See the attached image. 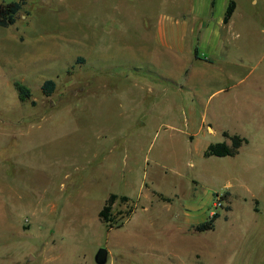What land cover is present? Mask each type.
<instances>
[{"label": "rangeland", "instance_id": "obj_1", "mask_svg": "<svg viewBox=\"0 0 264 264\" xmlns=\"http://www.w3.org/2000/svg\"><path fill=\"white\" fill-rule=\"evenodd\" d=\"M216 1L188 29L215 27ZM235 1L217 28L244 44L201 39L195 76L154 37L188 0H25L0 25V264H97L100 246L104 264H264V0ZM233 133L235 154H203ZM111 193L119 227L98 215Z\"/></svg>", "mask_w": 264, "mask_h": 264}, {"label": "crops", "instance_id": "obj_2", "mask_svg": "<svg viewBox=\"0 0 264 264\" xmlns=\"http://www.w3.org/2000/svg\"><path fill=\"white\" fill-rule=\"evenodd\" d=\"M171 1L175 2V0H171ZM188 2L190 4V9H189L190 16H187V14H178V16H174L170 14L168 15V17L172 19H168V21L166 20L165 17L161 18L156 24L154 37L157 41L156 43L161 46V50L165 53H169V54L172 53L174 55H179L180 53L184 51L191 52L190 62H189V65H190L189 72H187L186 65H183L182 67H183L184 73L187 72L195 76V74L198 72L208 71L206 67L207 65L201 64V63L196 64L199 60L206 62L205 60H203V58L199 56V51L197 50L198 49L197 46L198 44H200L201 39H203L201 43L209 44L211 46L210 50L213 49L215 52H221L223 47L227 48L229 46L231 47L238 46L236 48H239L240 46L244 44V42L243 40L236 41L235 39L228 37V36L224 38L223 32L217 28V27H223V26L226 27V25H229L231 23L232 14L229 17L228 21L224 22L223 16L221 15L222 12H219L217 16V21H216L217 25L215 27H208L206 30H203L200 24L199 28L196 30L191 29V28L188 29V21H187L188 18L192 17L191 18L192 21L194 22L197 21L198 20L197 11H200L204 15H208L210 6L213 5V8H214L216 6L217 1L214 0L213 4H211V0H188ZM228 2L229 0L224 5L225 6L224 12H225V8ZM234 2L236 6V1L234 0ZM208 18H211V17L208 16ZM237 34L238 33H235L236 37H237ZM188 35H191L193 39H191L189 42L186 43V39ZM202 51L203 53L206 52L203 49ZM210 63H211V66L221 68L217 65L216 66L212 65V62ZM239 66L240 64L236 62V67L235 65H231L227 69L228 77L231 79L232 78L235 79V81L231 82L227 87L229 89L228 93H233L234 97L240 96L238 93L240 91L243 92V89H244L243 83L244 81H246L244 80L245 76L239 75V70H238ZM240 86H242L243 88H239Z\"/></svg>", "mask_w": 264, "mask_h": 264}, {"label": "trees", "instance_id": "obj_3", "mask_svg": "<svg viewBox=\"0 0 264 264\" xmlns=\"http://www.w3.org/2000/svg\"><path fill=\"white\" fill-rule=\"evenodd\" d=\"M25 2V0H10L7 2H0V25H9L15 21V15L17 11L20 9L21 5ZM214 0H211V4H213ZM235 7L234 0H229L227 6L225 8V12L223 15V21L227 22L229 17L231 16L233 9ZM15 86L18 91V96L21 100H25L30 96V89L24 83L16 80ZM54 88V80L48 78L45 79L42 84V90L46 94H50ZM226 134V132H224ZM246 138L237 133H233L230 135V144L225 140L210 142L203 154L205 156L216 155V156H224V155H233L238 151L240 144L245 141ZM118 198L117 194L111 193L106 202L102 206V208L98 211V215L100 219L107 226H116L119 227L123 223L122 221H115L111 214L112 203L115 199ZM121 200H126L128 197L126 195H121L119 197ZM218 215V213H214L208 219L203 220L195 225V229L198 231H203L207 229H211L214 226V219Z\"/></svg>", "mask_w": 264, "mask_h": 264}, {"label": "water", "instance_id": "obj_4", "mask_svg": "<svg viewBox=\"0 0 264 264\" xmlns=\"http://www.w3.org/2000/svg\"><path fill=\"white\" fill-rule=\"evenodd\" d=\"M108 250L105 246H100L94 254V260L97 264H104L107 260Z\"/></svg>", "mask_w": 264, "mask_h": 264}, {"label": "built area", "instance_id": "obj_5", "mask_svg": "<svg viewBox=\"0 0 264 264\" xmlns=\"http://www.w3.org/2000/svg\"><path fill=\"white\" fill-rule=\"evenodd\" d=\"M220 204H221L220 201H216V202L214 203V206H217V205H220ZM214 213H216V212L212 210L211 214H214Z\"/></svg>", "mask_w": 264, "mask_h": 264}]
</instances>
